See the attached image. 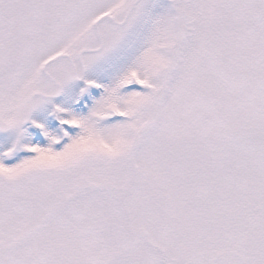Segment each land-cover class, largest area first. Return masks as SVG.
<instances>
[{
  "label": "snow or ice",
  "instance_id": "6c2138e0",
  "mask_svg": "<svg viewBox=\"0 0 264 264\" xmlns=\"http://www.w3.org/2000/svg\"><path fill=\"white\" fill-rule=\"evenodd\" d=\"M0 264H264V0H0Z\"/></svg>",
  "mask_w": 264,
  "mask_h": 264
}]
</instances>
